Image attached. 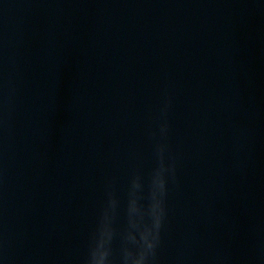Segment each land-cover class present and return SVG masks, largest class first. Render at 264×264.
I'll use <instances>...</instances> for the list:
<instances>
[{
  "label": "water",
  "instance_id": "1",
  "mask_svg": "<svg viewBox=\"0 0 264 264\" xmlns=\"http://www.w3.org/2000/svg\"><path fill=\"white\" fill-rule=\"evenodd\" d=\"M166 93L155 264H264V0H0V264H83L136 172L147 204Z\"/></svg>",
  "mask_w": 264,
  "mask_h": 264
},
{
  "label": "clouds",
  "instance_id": "2",
  "mask_svg": "<svg viewBox=\"0 0 264 264\" xmlns=\"http://www.w3.org/2000/svg\"><path fill=\"white\" fill-rule=\"evenodd\" d=\"M170 104L166 93L160 110L161 140L154 147L156 164L150 174L147 204L142 203V180L140 173L136 172L129 181L125 222L123 227H118L116 221L120 202L113 185L109 183L83 264H155L168 215L169 186L176 183V159L169 154L168 145L163 142L169 131L167 113Z\"/></svg>",
  "mask_w": 264,
  "mask_h": 264
}]
</instances>
